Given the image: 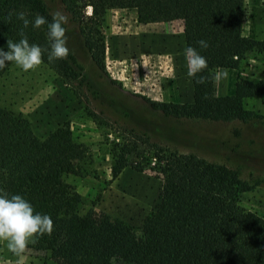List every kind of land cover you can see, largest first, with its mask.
<instances>
[{
    "label": "trees",
    "instance_id": "1",
    "mask_svg": "<svg viewBox=\"0 0 264 264\" xmlns=\"http://www.w3.org/2000/svg\"><path fill=\"white\" fill-rule=\"evenodd\" d=\"M56 1L101 71H105L108 10L135 8L140 23L182 20L186 45L196 47L200 39L208 42V48L198 49L208 61L207 69L198 74L204 82L191 78L192 102L141 98L152 109L177 119L250 122L257 117L244 107V100L264 95V78L252 80L237 73L233 93L217 94L215 87L216 69L239 70L249 53L264 54V39L243 34L244 0ZM16 12H25L29 19L36 15L52 19L46 0H0V46L5 48L7 39H20L22 25ZM23 32L30 43L48 48L46 25H29ZM42 62L79 86L85 79L71 51L66 59L52 62L45 52ZM11 64L0 69V77ZM137 137L142 139V135ZM142 140L145 149L130 137L111 147L112 177L131 165L140 171L150 168L162 181L159 201L137 236L132 226L103 211L90 208L79 213L82 196L64 176L81 174L76 160L83 149L68 126L41 138L25 116L0 106V188L23 195L35 211L49 214L53 221L51 234L38 237L32 247L48 251L55 264H115L114 260L126 264H264V215L240 204L241 194L252 185L238 170L169 150L147 136ZM130 155L142 159L130 162Z\"/></svg>",
    "mask_w": 264,
    "mask_h": 264
},
{
    "label": "rangeland",
    "instance_id": "2",
    "mask_svg": "<svg viewBox=\"0 0 264 264\" xmlns=\"http://www.w3.org/2000/svg\"><path fill=\"white\" fill-rule=\"evenodd\" d=\"M46 1L52 13L61 11L56 0ZM244 2L243 33L264 39V0ZM165 26L168 30L179 29L176 21ZM66 29L67 46L84 74L81 86L78 81L64 80L43 62L29 71L12 62L0 77V106L25 116L38 137L66 126L72 130L83 149V155L76 160L81 174H66L64 180L82 196L80 214L90 208L103 211L132 226V231L140 236L141 227L159 201L162 181L150 168L140 171L131 165L112 177L111 147L113 142L130 137L145 149L142 139L147 136L151 142L169 150L192 153L238 170L252 185L251 190L241 194L240 204L264 215V95L244 100V107L257 115L250 122L165 116L152 109L141 95L126 90L115 79L112 82L105 57V71H101L92 62L70 21ZM237 72L252 80L263 79L264 54L249 53ZM233 82V77L227 78L222 85L218 79L216 93H233ZM140 135L142 139L137 137ZM134 155L129 156L130 162L142 159ZM54 238L58 239L57 234ZM21 259L22 264H55L48 251L29 244L20 258L0 241V264H18ZM114 263L126 264L121 260Z\"/></svg>",
    "mask_w": 264,
    "mask_h": 264
},
{
    "label": "crops",
    "instance_id": "3",
    "mask_svg": "<svg viewBox=\"0 0 264 264\" xmlns=\"http://www.w3.org/2000/svg\"><path fill=\"white\" fill-rule=\"evenodd\" d=\"M175 21L178 31L168 30L167 22H138L135 8L108 10L104 27L105 59L112 79L126 90L152 100L192 102L193 85L183 55L187 46L183 38L184 22H170ZM221 73L222 85L232 77L235 84L236 69H216V75Z\"/></svg>",
    "mask_w": 264,
    "mask_h": 264
},
{
    "label": "clouds",
    "instance_id": "4",
    "mask_svg": "<svg viewBox=\"0 0 264 264\" xmlns=\"http://www.w3.org/2000/svg\"><path fill=\"white\" fill-rule=\"evenodd\" d=\"M51 21L45 16L36 15L29 19L25 12H16L15 16L21 21L20 39L13 41L7 39L6 48L0 46V69L7 63L14 62L23 71L35 69L41 64L42 58L47 52L49 62L66 59L70 53L67 46L66 25L69 16L60 10L54 11ZM12 13H9L11 19ZM31 25L39 28L41 25L47 27L48 48L39 44L30 43L24 35L23 30ZM196 47L187 45L183 50L186 60L187 75L196 83H203L202 73L208 67V61L200 50L208 48V42L204 39L196 41ZM223 74L216 75L219 79ZM53 221L49 214L34 210L32 203L23 195L9 194L0 188V241L6 243V247L17 257L22 258L29 244H34L38 237L50 235ZM22 264V259L18 261Z\"/></svg>",
    "mask_w": 264,
    "mask_h": 264
}]
</instances>
